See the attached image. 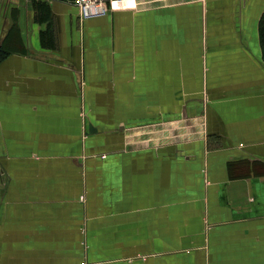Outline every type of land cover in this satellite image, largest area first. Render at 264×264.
Wrapping results in <instances>:
<instances>
[{
    "label": "crops",
    "instance_id": "obj_1",
    "mask_svg": "<svg viewBox=\"0 0 264 264\" xmlns=\"http://www.w3.org/2000/svg\"><path fill=\"white\" fill-rule=\"evenodd\" d=\"M72 1L0 0V264H264V0Z\"/></svg>",
    "mask_w": 264,
    "mask_h": 264
},
{
    "label": "rangeland",
    "instance_id": "obj_2",
    "mask_svg": "<svg viewBox=\"0 0 264 264\" xmlns=\"http://www.w3.org/2000/svg\"><path fill=\"white\" fill-rule=\"evenodd\" d=\"M263 21H264V17H263ZM189 86V85H187ZM192 98L193 99H201L202 104L206 103V93H205V89L203 90H192ZM189 99H181L180 101H146V106L143 107L142 103L139 102L137 104L138 101L134 100L130 102V106L127 107V105L125 104V101H117V108L118 111L120 112L117 115V120L120 121H125L128 120L130 118L133 119H140V118H153L152 114L153 112H155L156 114H158V110L152 109V107L157 106V105H164L166 103L168 104H172L173 102L176 103V107L180 108L183 104H188V103H192L195 101H188ZM92 102H96L95 104V108L99 111L98 106L101 108L102 111H107L109 112L110 110V106L113 105L111 100H97V101H92ZM150 102V104H149ZM154 103V105H151V103ZM201 106V105H200ZM151 107L150 111H147V108ZM204 107L201 109L202 112H205ZM115 109V108H114ZM153 111V112H151ZM78 121L76 119V121L79 123V131H78V140L79 141H86L88 143H95V139L93 136H88V133L85 131V124H84V120L87 119V115L85 114V111L81 110L80 114H78ZM58 125L55 124V126L53 127H49V142L52 139V143L54 144V147L51 151H49V157H53V156H66V157H73L75 159H82V158H87V157H91L93 155H96V153H86L84 154L83 152H81L77 147H72L73 145L67 147L69 149H65V148H61L60 146L63 145V140L62 138H60V133L57 132H61L59 131V129L57 128ZM63 133V132H62ZM62 151H64V153H62Z\"/></svg>",
    "mask_w": 264,
    "mask_h": 264
},
{
    "label": "built area",
    "instance_id": "obj_3",
    "mask_svg": "<svg viewBox=\"0 0 264 264\" xmlns=\"http://www.w3.org/2000/svg\"><path fill=\"white\" fill-rule=\"evenodd\" d=\"M126 0H73V5L77 8L78 16L90 18L106 15L110 11L127 7Z\"/></svg>",
    "mask_w": 264,
    "mask_h": 264
},
{
    "label": "trees",
    "instance_id": "obj_4",
    "mask_svg": "<svg viewBox=\"0 0 264 264\" xmlns=\"http://www.w3.org/2000/svg\"><path fill=\"white\" fill-rule=\"evenodd\" d=\"M263 29V35H264V27L262 28ZM2 55H3V51L0 49V58H2Z\"/></svg>",
    "mask_w": 264,
    "mask_h": 264
}]
</instances>
